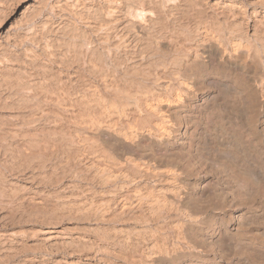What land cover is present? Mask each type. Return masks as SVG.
Instances as JSON below:
<instances>
[{
    "label": "bare ground",
    "instance_id": "6f19581e",
    "mask_svg": "<svg viewBox=\"0 0 264 264\" xmlns=\"http://www.w3.org/2000/svg\"><path fill=\"white\" fill-rule=\"evenodd\" d=\"M105 2L104 15L100 12L104 20L94 25L87 23L91 26L90 32L82 33L86 37L80 38V32L73 36L74 45L68 43L71 48L53 50L49 43L43 51L27 54L30 59L26 60L31 61V66L43 59L45 65L42 62L41 65L45 68L39 65L44 74L41 86L31 85L33 82L35 85L34 72L30 74V81L24 80L30 86L22 83L23 79L20 82L25 87L17 91L15 84L12 86L19 95L24 93L28 102H21L24 98L19 97L10 106L13 115L9 136L13 137L15 151V167L8 181L12 192L18 196L21 189L25 190L27 196L22 198L40 202L41 190L50 189L59 195L62 204L68 205V210H81L76 214H80L79 221L93 220L95 225H124L131 220L142 225L151 218L152 223L157 220V225L153 223L155 226L149 230L148 240L145 238L147 227V230L144 227L130 229L122 236H125L124 245L118 242L122 247L118 249V256L109 252L99 257L96 252L94 255L86 253L79 256L75 264L134 262L135 258L129 256L132 261L128 255L130 249H137L134 247L136 237L141 238L136 242L143 246L141 252L135 254L137 264H175L184 259L195 264L191 258L194 253H201L200 246L210 247L224 261L225 257L235 255L231 253L232 247L240 260L257 256L259 252H255L252 237L259 230L257 226L264 224V218L263 223H259L261 220L255 222L253 214L252 219L240 215L239 224L236 223L239 229L228 242L214 238L208 239L207 244L202 238L200 245L191 239L189 224L197 220L191 214L185 215L188 226L183 227V223L175 227L179 236L176 239L167 236L170 230L165 225L170 219L165 225L158 219L170 210H222L229 198L227 205L236 210L235 206L254 201L257 193L262 195L264 144L256 126L260 111L264 117V0ZM83 3L79 0L74 5L82 9L86 5ZM64 23L62 21L61 27L66 26ZM70 37L69 40L73 38ZM23 102L27 104L25 107H22ZM193 110L199 112L197 128L192 131L188 128L179 135L175 122L185 114L183 119L193 124L196 119ZM47 130L53 137L52 144L38 145L37 141V144L31 141L33 135L37 137V133ZM28 151H32L31 156H38V162L17 164L19 157L27 155ZM19 183L23 187H18ZM88 194L91 198L84 200ZM94 195L100 196V200L93 199ZM135 223L134 226H140ZM112 236L113 239L119 235ZM182 236L189 241L185 242Z\"/></svg>",
    "mask_w": 264,
    "mask_h": 264
},
{
    "label": "rangeland",
    "instance_id": "374dc122",
    "mask_svg": "<svg viewBox=\"0 0 264 264\" xmlns=\"http://www.w3.org/2000/svg\"><path fill=\"white\" fill-rule=\"evenodd\" d=\"M76 1H79V0H72V1L71 0H0V122H1L0 123V138H1L0 139V180L2 181V182L0 181V192H1L0 193V264H44V263L45 264H66V263L67 264H75L76 260L79 256H84V255H86V253L94 255L95 252L98 254V257L102 256V253L107 254L108 252L118 256L117 255L118 249L122 250V247H121V245L123 244L122 241L125 240V236L124 237H122V236L127 235V233L125 231H127V230L131 231V230H134V228L137 230L138 228L141 229L142 227H144L147 230V228H148V230H147L148 234L143 232L145 235L147 234V236H145V238H147L146 240H148V235H149V237L151 235V234H149L150 233L149 230H151L155 226V224L157 225V220L153 221V223H155V224H153L152 220H154V219L151 217H148L149 219L151 218L149 220L150 222L149 221L147 222L148 225L146 222H144L146 224H144L142 222L144 224V226H143V224L141 225V222H138L135 220H131V221H133L132 223H130L131 221L128 223L125 222L124 225L122 223V224H117V225L115 224L114 226L113 225L111 226V225H105L103 223H99V224H96L97 225L96 226L94 223H92L93 220L86 221L87 220L86 219L83 222L79 221L78 216H80V214H78V215H76V214L81 212V210H77V211L76 210H68V208H69L68 205L62 204L63 200L59 199V197H58L59 195L57 193H55V191H50V189L49 190L48 189H42L41 193L44 195L40 194L41 195L39 197L41 199L40 202L39 201L33 202V201H35L34 199L31 200L32 202H30L28 197L22 198V196H27L25 193L26 192L25 190L23 191L21 189L22 193H21V191H19L20 195H18V196H15L14 193L12 192L13 190H12V187L10 185L11 183H9V182L11 181L10 176L12 174V169H13V167H15L14 166V164H15L14 163L15 162V159H14L15 151H14V146H13V143H14L13 137L9 136L10 135L9 129L11 127L10 125H11V121H12L11 115H13L12 114L13 108L10 106H13V103L17 102V101H14L17 98L18 99L24 98L22 100L20 99L21 102L23 100L24 101L26 100L24 93H20L22 95L21 96L18 94V92L16 93V91H13V88L15 87L14 90L18 91V89L22 88V86L24 85L22 83H26L25 85L30 86V83H28L29 84L28 85L27 82H24V80L30 81L31 80L30 74H34V73H35V76H34L33 81H35V85H37V84L38 85L35 86L34 82L31 85H33L34 87L41 86V84H42L41 80H43L41 78H43L44 74H43L42 70H40V68L41 67L45 68V66H44L45 64L42 62V61L45 62V60L40 59L39 61L37 60L36 66H34L36 68V70H35V68L33 66H31L32 65L31 61H27L30 59V58L28 59V57L31 56V52H33V51H34L33 53H35V52L39 53V52L43 51L44 48L48 47L49 43H50L49 47H51L53 50H59L62 48H71L72 47L71 45H74L73 39L79 34V32L81 33L80 34L81 36L79 35L80 38L83 36L86 37V35H88L87 33L90 32L89 28L91 27L88 25H91V23H92V25H94L93 23L97 24V22L104 20V18H103L104 16H102V15H104L103 11H105V8L107 5L105 0H101V1L100 0H93V1L92 0H81V2H84L83 5L86 4V5H84L85 7H82V9H81V6L74 5V2L76 3ZM92 3H94V4H92ZM63 5L64 6L66 5V6L64 7ZM88 6H89V8L92 7V9L90 8V10H89ZM97 6H100L101 8H99ZM73 8L74 9L76 8V9L74 10ZM86 8H87V11L85 10ZM93 8L96 10H94ZM78 12H80V13H78ZM97 12H99L100 17L98 16ZM100 12L102 15H100ZM86 14H88V15H86ZM61 16L64 17L65 19H63ZM94 16L95 17L98 16L96 18L99 21H95L97 19H95ZM90 19H91V21L87 22V20L89 21ZM85 20H86V22H85ZM62 21L65 22L64 24L67 23L66 24L67 27L65 25H64L65 27L64 26L61 27ZM87 23H88V25H87ZM56 24H57V26H56ZM58 25H59V28H58ZM83 26L85 28L87 26V28L85 29ZM60 27L62 28L61 31H60ZM57 28H58V30H57ZM76 28H78V29H76ZM55 29H56V31H55ZM73 32H75V33H73ZM85 32H87V33H85ZM71 33H73V35ZM82 33H85L86 35H83ZM66 34L68 35V37L64 38L63 35L66 36ZM70 36L71 37L75 36V37L71 38ZM69 37L72 39V41H71V39L69 40ZM79 37H78V39H80ZM51 39H53L55 41H53ZM69 42L71 43V45L68 44ZM72 42H73V44H72ZM66 43L68 46H66ZM26 55H27V57H26ZM41 62L44 65H41ZM37 66H39V69ZM11 67L15 68L17 70L14 71ZM29 70L31 72H29ZM32 72H34V73H32ZM41 72L43 74L42 77L40 74ZM53 72H55V71H53ZM27 73H28V75H27ZM27 76H29V77H27ZM18 78L20 80H18V81L14 80V79H18ZM27 78L29 80H27ZM21 79H23L22 83L20 82V81H22ZM17 83L19 85L22 84L21 87L19 86L18 88H16L18 85ZM13 85H14V87H12ZM25 85H24V87H25ZM14 92L16 94H13ZM12 96H14L15 99ZM11 99H12V101H11ZM20 101H18V102H20ZM25 103H28V102L25 101ZM25 103L23 102V105L21 103L20 104L23 107L24 105H27ZM10 108H12V109H10ZM192 114L196 115V119L194 121L192 120L194 123L191 125L189 123V120L183 119V118H185L184 116H186L185 114H182L183 116L181 115L179 120L176 121L178 123L175 122V124H177L176 128L179 131L178 133H180L179 135L185 133L186 129H188V128H189V131H192V129L194 130L195 128H197L196 123H199V121H200L199 119H197V117L199 116V112L197 110H193ZM262 114H263V111H260V114L258 115V121H257L258 124L256 126V129H258V131H259L258 136L260 138L261 143L263 142L262 144H264V137H263L264 136L263 135L264 134V124H262V122L264 121V117L262 118V116H263ZM203 118H204V116H203ZM186 121H188V122H186ZM185 124H187V125H185ZM2 131L6 132V135ZM45 132L39 133V134L37 133V137H36V134H35V136L33 135V137L31 138V141H33V142L37 141L38 145H39V143H40V145H43V142H44V144H45V142H47L48 144H52L51 142L53 140L51 141V139L53 137H51V135H50L51 133L49 134L48 130ZM43 135H45L46 138ZM27 136L31 137V134H27ZM25 137H26V135H25ZM28 139H30V138H28ZM35 143H34V145L37 144V143L36 144ZM10 147H12V148H10ZM35 147H38V146L36 145ZM31 153H32V151L31 152L28 151L27 155L24 154L22 156V158L19 157L21 160L18 159L20 161V163L17 162V164L27 165L30 163L32 164L33 163L32 161L38 162V160L36 161V158L38 156H31ZM25 156H27L28 162L25 160L26 159ZM28 156H29V158H28ZM31 157H32V159H30ZM11 158H13V159H11ZM24 160H25V162H24ZM21 161H23V163ZM20 183L18 184V187H19ZM21 184H24V183H21ZM21 186L22 185H20V188H21ZM2 189H4V192H2L3 191ZM263 192H264V190L261 192V194L263 195V198H262V195H260V193L259 194L257 193V195H259V196H257L255 194L256 199H254V201L248 200L249 201L248 203L244 202V203H242L241 206H235L236 210L232 209V207H230L231 206L230 204H229V206L227 205L228 202L231 201V199L229 198L227 200V203L223 206L222 210H215V209L192 210L194 212V214H192L191 210H181V211L177 210V212H175L176 210H174V211L170 210L169 214H166L165 217L163 215L158 220L162 221V222L159 221V223L160 224L162 223V225H163V223L165 225L166 220H168V219L171 220V222L169 220L168 223H166L167 225H165V227L167 228L168 231L170 230L169 232L174 231V232H172L174 235L167 231L168 232L167 236H169V237L171 236L170 238L173 237L172 239H176L178 235H177V231H176L175 227H179V225L181 226V224H183V223L186 224L187 223L186 222L187 217L185 215H188L187 213H189L194 217L195 220L197 219L198 221L196 220V222H199V224H200V225H198L195 221H194L195 223L189 224L192 228V232H191L192 238L191 239L194 242H196L200 245L201 244L200 241H202V238L207 244L209 243L208 239H210L209 241H211L214 238L215 239L221 238L222 240L224 239L225 242H228V240L231 239L234 236V234L236 233V231L239 229L238 217L240 215L245 216L246 218H250V219H252L253 218L252 216L254 215L253 220L255 219L254 220L255 222H259L258 221V219H259V220H261L259 223H263V221H262V218H264V210H263V208H264V193ZM12 193H13V195H12ZM4 196H5V200L3 199ZM14 196H15V199H14ZM90 196L88 194L87 199H84V200L88 201L89 198H91ZM25 199H26V201H25ZM40 199H38V200H40ZM80 199H83V197H81ZM93 199L100 200V196L94 195ZM46 200H48V201H46ZM75 200H77L78 203L80 202L79 199H75ZM259 200H261V201H259ZM66 202L67 201H65V203ZM32 203H34V204H32ZM249 203H251V204H249ZM253 203L254 204L256 203L255 204L256 207L255 206L253 207V205H254ZM260 205H261V207L259 208ZM2 206H4V207H2ZM44 206L45 207L47 206L46 207L47 209L43 208ZM243 207H245V208H243ZM247 207H249V208H247ZM49 208H51V209H49ZM226 208H227V210H226ZM239 208H240V210H239ZM257 208H259V210ZM261 208H262V210H260ZM73 211H74V213H73ZM179 211L182 213V215H181V213L179 214ZM184 211L186 214L184 213ZM176 213L179 214L178 215L179 218H178V216H176L177 215ZM195 213L197 215L196 218H195ZM226 213H227V215H226ZM33 215L35 216V218ZM55 215H56V217H55ZM215 215L217 218L215 217ZM172 216H173V218H171ZM26 217L28 220L26 219ZM29 217H31L32 219ZM61 217H62V220H61ZM168 217H170V218H168ZM256 217H257V219H256ZM161 218L163 220H161ZM164 218H167V219H164ZM76 219H77V221H76ZM179 219H180V221H179ZM134 222H136L135 224L140 223V226L138 224V225H135L136 226L135 227ZM236 223H238V224H236ZM184 224L182 225L183 227L188 226L187 224L186 225H184ZM195 224H197L198 226ZM263 226H264V224L258 225L257 227L259 228V230H257V233H255V235L252 237V239L255 241L254 242L255 252L257 250L258 251L256 252V254L259 252L257 254V256L255 255L256 257L250 256V257H247V259L240 260L239 257H236L237 251L235 250V248L232 247L231 253L233 252V253H235V255L232 254L231 258L225 257L224 259L226 261L229 260L228 262H226L224 260H220V257H218L217 254L215 255V253L213 252V250H211L210 247L200 246L199 251H201V253L200 252H198V254L194 253L193 254L194 256L191 258V260H194L195 264L196 263L197 264H199V263H202V264H232V263L233 264L234 263L235 264H243V263L244 264H253V263L264 264V261H263L264 260V257H263L264 256V254H263L264 253V237L262 234V233H264V227ZM68 227L71 228V230L68 229ZM86 227L88 228V231H87ZM98 227H99V229H98ZM107 227H108V229L110 228L109 230H111V231H109L107 229ZM114 227L118 228V229H116V231H115ZM79 228H81V229H79ZM95 228L97 231L95 230ZM78 229H79V231H78ZM84 229H85V231H84ZM171 229H172V231H171ZM218 230H220V231H218ZM104 231L106 232V235H108V234H110V235L108 237H106ZM113 231H115V233H118V231L119 232L121 231V233L115 234V233H113ZM111 232H112V234H111ZM122 232H124L126 234H124ZM195 232H197L198 234L197 233L195 234ZM222 232H223V234H222ZM113 234H114V236L119 235L118 237H114L117 242H115V240H113L114 238L112 239ZM169 234H171V235H169ZM224 234H225V236H224ZM226 234H227V236H226ZM102 236H105L104 239ZM194 236H196L197 238ZM207 236H208V238H207ZM49 237H53V239H50V241H49ZM183 237L184 236H182L181 238H183ZM84 238H86V239H84ZM117 238H120V239L122 238V239L120 240ZM134 238L135 237L133 236L132 240ZM161 239H164V237H162ZM184 239H185V237H184ZM225 239H227V240H225ZM58 240H59V242H58ZM61 241L66 242V243H63ZM134 241H135L134 243L136 245L135 246L133 245V246L134 247L137 246V249L136 248L135 249L133 248V249L136 251L138 250V252L133 251V249L131 251V249L127 247V249H130L128 257L131 256L133 259L135 258L134 262L129 261L128 262L129 264H132V263L135 264L137 262V260H136V259H138L137 255L139 252H141V250L143 248V246H141L138 242H136V241L140 242L141 238L139 239V237H136V239H134ZM182 241H184V240L182 239ZM188 241H189V239L186 237L185 242H188ZM60 242L63 244H61ZM147 242L149 244V241H147ZM117 243L120 246H118ZM65 244H66L67 248L65 247ZM83 244L87 245V246H83ZM70 245H72V246L70 247ZM142 245H144V244H142ZM138 246H140V247H138ZM205 247H207V248L205 249ZM260 248H262V249H260ZM77 249H79V250H77ZM83 249H85L86 251H84ZM114 249H116V250H114ZM124 249L125 248H123V250ZM55 250H57V251H55ZM98 250H100V251L98 252ZM106 250H108V251H106ZM202 250H205V251L202 253ZM71 252H73V253L71 254ZM77 252H79V253L77 254ZM206 253H208V255L205 256L204 254H206ZM212 253H213V255H212ZM260 253H262V254H260ZM131 254L132 255L134 254V257ZM135 254H137V255L135 256ZM196 255L199 257H197ZM131 257H129L128 259H131L133 261V259ZM121 258H124V257H121ZM55 261H56V263H55ZM72 261H74V262H72ZM186 261L187 260L184 259L178 263L175 262V264H180V263L181 264L182 263L183 264H189L190 263V262L187 263ZM204 261H206V262H204ZM240 262H242V263H240ZM122 264H124V261L122 262Z\"/></svg>",
    "mask_w": 264,
    "mask_h": 264
}]
</instances>
